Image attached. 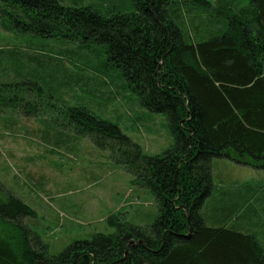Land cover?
Segmentation results:
<instances>
[{
    "label": "trees",
    "instance_id": "obj_1",
    "mask_svg": "<svg viewBox=\"0 0 264 264\" xmlns=\"http://www.w3.org/2000/svg\"><path fill=\"white\" fill-rule=\"evenodd\" d=\"M0 24L84 48L98 44L141 105L164 113L174 138L164 152L148 154L117 123L86 105L69 107L63 115L72 131L110 151L134 185L154 195L155 220L140 225L114 213L106 219L112 233L54 255L26 222L36 211L7 192L0 264H264V240L230 223L238 211L256 210L252 196L238 206L220 205L229 193L220 202L211 196L215 158L264 168V0H0Z\"/></svg>",
    "mask_w": 264,
    "mask_h": 264
},
{
    "label": "rangeland",
    "instance_id": "obj_2",
    "mask_svg": "<svg viewBox=\"0 0 264 264\" xmlns=\"http://www.w3.org/2000/svg\"><path fill=\"white\" fill-rule=\"evenodd\" d=\"M60 1L72 6L100 0ZM82 45L16 33L0 24V200L8 202L10 192L36 211L26 222L54 255L95 233H112L106 219L114 213L140 225L152 223L158 213L154 195L134 185L133 175L110 151L72 131L63 115L69 107L86 105L117 123L148 154L164 152L174 143L167 117L141 105L120 69L106 62L103 48ZM97 65L105 67L100 71ZM15 95L23 102L7 100ZM33 98L38 104L24 103ZM34 106L43 107L44 114H35ZM213 184L216 192L252 196L250 206L257 214L249 217L240 210L230 223L264 240V168L215 158ZM257 186L260 192H252Z\"/></svg>",
    "mask_w": 264,
    "mask_h": 264
},
{
    "label": "crops",
    "instance_id": "obj_3",
    "mask_svg": "<svg viewBox=\"0 0 264 264\" xmlns=\"http://www.w3.org/2000/svg\"><path fill=\"white\" fill-rule=\"evenodd\" d=\"M224 193H228V192L225 190H218V192H216V190H214L213 194L211 196H213L214 199H217L220 202L221 201L220 195H222ZM246 196H247V192H244V191L231 194L229 197L230 199H227V200L221 202L220 205L221 206H234L235 202H240V201H242V203H243V199L247 198ZM235 200H237V201H235ZM242 203H235V205H237V206L242 205ZM247 213L244 215H248L250 217L251 215L256 214V211L251 210V212H247ZM209 217H210V215H209ZM210 219L213 220L211 217H210Z\"/></svg>",
    "mask_w": 264,
    "mask_h": 264
},
{
    "label": "water",
    "instance_id": "obj_4",
    "mask_svg": "<svg viewBox=\"0 0 264 264\" xmlns=\"http://www.w3.org/2000/svg\"><path fill=\"white\" fill-rule=\"evenodd\" d=\"M131 243H134V240H132Z\"/></svg>",
    "mask_w": 264,
    "mask_h": 264
}]
</instances>
